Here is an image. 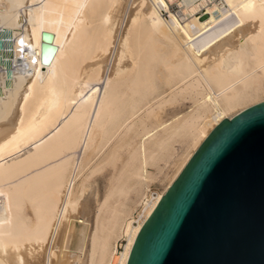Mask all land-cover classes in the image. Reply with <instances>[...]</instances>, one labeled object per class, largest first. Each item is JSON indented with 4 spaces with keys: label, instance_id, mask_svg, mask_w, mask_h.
Returning <instances> with one entry per match:
<instances>
[{
    "label": "bare ground",
    "instance_id": "6f19581e",
    "mask_svg": "<svg viewBox=\"0 0 264 264\" xmlns=\"http://www.w3.org/2000/svg\"><path fill=\"white\" fill-rule=\"evenodd\" d=\"M41 31L55 46L46 65ZM261 95L264 0H0V264H72L78 237L87 264H126L201 141ZM166 106L185 109L159 119ZM177 144L192 151L153 197ZM123 148L89 218L85 192L101 170L90 164L102 155L114 170Z\"/></svg>",
    "mask_w": 264,
    "mask_h": 264
},
{
    "label": "water",
    "instance_id": "95a60500",
    "mask_svg": "<svg viewBox=\"0 0 264 264\" xmlns=\"http://www.w3.org/2000/svg\"><path fill=\"white\" fill-rule=\"evenodd\" d=\"M51 40L40 32L42 65ZM126 264H264V101L211 129L141 225Z\"/></svg>",
    "mask_w": 264,
    "mask_h": 264
},
{
    "label": "rangeland",
    "instance_id": "374dc122",
    "mask_svg": "<svg viewBox=\"0 0 264 264\" xmlns=\"http://www.w3.org/2000/svg\"><path fill=\"white\" fill-rule=\"evenodd\" d=\"M169 9L170 10H172V11H174V12H177L178 11V8H177V6H175L174 4H171L170 6H169ZM163 16H165V14L163 13ZM261 101H264V95H261V97L259 98ZM259 100V101H260ZM154 104V103H153ZM152 103L150 104V106L152 107H154V105H153ZM176 107V108H175ZM174 108H173V106H166V107H164V108H162L160 111L158 110L157 112H160L159 114H158V118L160 119V118H162V114H163V117H164V115H165V119H167V118H169L170 117V114H173V113H176L175 112V110L176 109H178V110H183V106H182V108L180 109V107L179 106H175ZM240 108H241V110L242 109H244V108H246V107H238L237 108V111L235 112L234 111V113L232 114V115H235L236 113H238L239 111H241L240 110ZM172 109H174V110H172ZM185 109V108H184ZM166 110H167V113H166ZM170 110H172L171 112H170ZM169 111V112H168ZM165 113V114H164ZM169 114V115H168ZM169 116V117H166V116ZM172 116V115H171ZM164 118H162V119H164ZM161 119V120H162ZM114 144V141L111 143V145L109 146V147H111L112 145ZM108 147V148H109ZM108 148H106L105 149V152L107 151V149ZM175 148L178 150V151H180V153H178V154H180V155H178L179 157H177V159H176V163L177 164H175V165H173V166H171L170 164H168V165H163L162 163H160V168L162 169L161 171L162 172H165V175H166V177H167V179H165L163 182H159V181H156L155 182V184L154 185H152V186H150V191L152 192V196L153 197H156L155 195L156 194H154V192L155 193H158V192H162L164 189H165V186L164 185H167V181L175 174V172H176V169L178 170V168L180 167V165H181V163L182 162H184V160L186 159V155H188L191 151H192V148H190V149H188V151L189 152H186V153H183V152H181L182 151V149H181V146L179 145V144H177L176 146H175ZM127 152H129V153H131V151L130 150H128ZM127 152H126V149H122L121 151H120V154H119V160H118V162L116 163V167L114 168V170H112V168L111 167H109V166H107L106 168L105 167H103V163L102 162H99V161H101V156L102 155H98L97 157H95V158H93V161H92V163L90 164V165H92V166H94V167H92V166H90L89 165V173L90 172H92L93 170H92V168H95V166H97L96 167V170L98 169V168H100L101 167V170L99 169L98 171H96V173L94 172L93 174H92V176L89 178V185H88V187H87V190H86V194H85V197H84V199L86 200V207L88 208L87 210H88V217L89 218H91V216H92V212H94L95 211V201L97 202H100L102 199H103V196L105 195V193H106V191H107V189L109 188V185H110V183L109 182H111L110 180L113 178V176H114V174L116 173V171H117V168L118 167H121V165L127 160V158H128V156L130 155H128L127 154ZM183 153V154H182ZM181 154H182V156H181ZM128 155V156H127ZM181 156V157H180ZM184 156V157H183ZM127 157V158H126ZM183 159V160H182ZM97 160H99L98 162H97V165H95L96 164V161ZM182 160V161H181ZM95 161V162H94ZM95 164H94V163ZM99 163V164H98ZM122 163V164H121ZM178 163H180V164H178ZM102 164V165H101ZM100 165V166H99ZM179 166V167H178ZM92 167V168H91ZM103 167V168H102ZM175 168V169H174ZM119 169V168H118ZM90 170H92V171H90ZM148 171L149 172H151V174H154V175H159L158 174V172H157V169L156 168H154V167H148ZM113 175V176H112ZM169 176V177H168ZM159 177H161V176H159ZM166 183V184H165ZM163 187V188H162ZM91 193V194H90ZM90 196V197H89ZM88 205V206H87ZM94 208V209H93ZM93 209V210H92ZM89 211L91 212L90 213V215H89ZM130 213V212H129ZM131 213H132V210H131ZM132 219L130 218V216H126L124 219H123V221L122 222H124V225H123V223H122V228H120V230L118 231V237H117V239L116 240H112L111 241V245L112 246H114V248H116V253L118 254V256L123 252V249H124V247H125V245H126V243H127V236H126V232H125V221H127V222H130ZM85 225L83 226V230L82 231H85ZM122 229V230H121ZM121 231H122V233H121ZM80 234V233H79ZM80 235H83V234H80ZM81 238L82 237H78V239H77V247L76 248H74V252H73V256H72V264H87L86 263V256H84L85 255V251H86V244L83 242V243H81L80 245H79V243L81 242ZM82 246V247H81ZM121 246V247H120ZM78 250V251H77ZM79 253V254H78ZM117 254H116V256L115 257H118L117 256ZM81 257V258H80ZM77 259H79V260H81V262L79 263L78 261H77ZM78 262V263H77Z\"/></svg>",
    "mask_w": 264,
    "mask_h": 264
}]
</instances>
